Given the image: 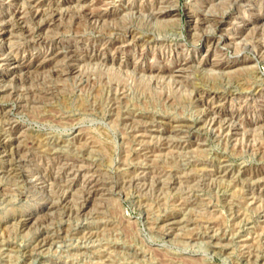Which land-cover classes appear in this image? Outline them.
<instances>
[{"label": "rangeland", "instance_id": "1", "mask_svg": "<svg viewBox=\"0 0 264 264\" xmlns=\"http://www.w3.org/2000/svg\"><path fill=\"white\" fill-rule=\"evenodd\" d=\"M40 1L0 0V264H264V0Z\"/></svg>", "mask_w": 264, "mask_h": 264}, {"label": "bare ground", "instance_id": "2", "mask_svg": "<svg viewBox=\"0 0 264 264\" xmlns=\"http://www.w3.org/2000/svg\"><path fill=\"white\" fill-rule=\"evenodd\" d=\"M7 1V0H6ZM33 2V7H36V8H39V6L41 5V1L40 0H32ZM229 4V3H228ZM35 8V9H36ZM33 9V8H32ZM40 9V8H39ZM34 10V9H33ZM14 11V10H13ZM18 11V10H17ZM168 11V10H167ZM163 12H164V9H163ZM20 13V12H19ZM18 13V14H19ZM37 13H38V11H37ZM36 12H35V16H36V14H37ZM39 14V13H38ZM159 14V13H158ZM163 14V13H162ZM94 15V14H93ZM23 16V15H22ZM95 16V15H94ZM93 16V17H94ZM17 17V16H16ZM192 17V16H191ZM20 18V17H19ZM17 19H18V17H17ZM203 20H205V19H202L201 21H203ZM197 21V20H196ZM195 21V22H196ZM206 21V20H205ZM16 22V21H15ZM200 21L198 20V22H197V24L199 23ZM221 23V22H220ZM220 23H218V24H220ZM13 24V23H12ZM203 24V23H202ZM14 25V24H13ZM5 27V26H4ZM8 27V26H7ZM6 28V27H5ZM5 28H3V29H1V33H2V35H4V34H6V33H8L7 32V29H5ZM13 28H15V27H13ZM9 34V33H8ZM10 35V34H9ZM2 37V36H1ZM211 42V41H210ZM213 43V42H212ZM216 43V42H215ZM4 44V43H3ZM211 45V44H210ZM216 45V44H215ZM212 47V46H211ZM243 47V46H242ZM8 62V64H12V63H18V61L15 59V60H12V61H6V62H4V63H7ZM42 63V62H41ZM219 63V62H218ZM223 63V62H222ZM216 65H218V64H216ZM215 65V66H216ZM214 66V65H213ZM218 66H220V65H218ZM226 66V68L228 67H230V66H232L231 64H228V65H225ZM221 67V66H220ZM181 129V128H180ZM237 129V128H236Z\"/></svg>", "mask_w": 264, "mask_h": 264}]
</instances>
